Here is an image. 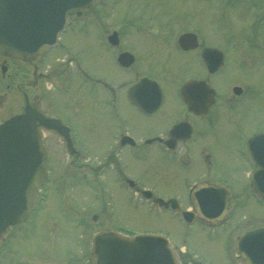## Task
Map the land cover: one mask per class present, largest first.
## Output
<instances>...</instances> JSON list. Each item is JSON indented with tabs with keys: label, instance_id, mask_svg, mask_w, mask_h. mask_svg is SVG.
I'll return each mask as SVG.
<instances>
[{
	"label": "flooded vegetation",
	"instance_id": "flooded-vegetation-1",
	"mask_svg": "<svg viewBox=\"0 0 264 264\" xmlns=\"http://www.w3.org/2000/svg\"><path fill=\"white\" fill-rule=\"evenodd\" d=\"M217 1L214 0L211 13L217 8ZM102 2L96 0L81 17H87L97 5V27L84 23L73 29L75 37L89 49L96 42L92 31L98 30L97 47L90 54L84 48L77 54L57 56L68 47L63 37L72 31L70 27L62 34V46L52 47L35 59L0 51V108L10 102L19 106V110L1 116L0 122L22 112L28 98L59 123L60 129H44L51 177L67 169L75 178V185L85 184L94 197L92 204L98 206L92 222L99 217L100 222L104 218L108 222L96 232L112 229L129 233L112 225L114 206L149 203L165 208L156 196L174 199L178 207L173 208L171 202L165 209L180 211L181 218L184 209H191L194 219H204L209 224L193 208L189 197L192 187L205 181L228 185L234 193L235 206L264 207V197L256 195L252 188L253 174L264 170V137L250 141L257 133H264V112H253L245 102L263 94L250 77L264 73V0H221L222 15L232 28H228L224 41L212 38L205 28L195 27L196 12L187 22H179L178 30L170 15L152 10L154 6L150 8L152 14L148 8L140 11L143 7H139L137 17L119 24L115 19L117 1ZM215 15L217 18L216 10ZM234 28L243 30L235 34ZM138 32L147 37L140 40L144 43L133 38ZM189 32L194 34L186 38L188 45H180L179 37ZM216 49L222 53L219 55ZM91 56L102 62L97 73L90 63ZM27 64L31 68L26 69ZM13 73L21 79L23 88L18 87V92L22 97L10 92ZM229 74V80L219 81L221 75ZM27 75L34 77V82ZM25 80L30 84L26 85ZM33 85L34 94L27 92L26 87ZM54 92L62 103L72 102L75 110L65 114L53 102L45 108L46 94ZM217 128L228 135L224 149ZM95 139L98 143L90 150L85 144ZM104 140L105 145H101ZM64 159H69L66 166ZM224 159L227 171L220 163ZM257 216L260 219L244 229L264 224V213ZM81 219L82 216L80 225ZM82 223L85 228L90 221ZM89 232H81L84 249L91 238ZM179 256L183 259L180 264H192L189 255Z\"/></svg>",
	"mask_w": 264,
	"mask_h": 264
},
{
	"label": "rangeland",
	"instance_id": "rangeland-1",
	"mask_svg": "<svg viewBox=\"0 0 264 264\" xmlns=\"http://www.w3.org/2000/svg\"><path fill=\"white\" fill-rule=\"evenodd\" d=\"M103 0H100L101 4ZM116 23H123L131 17L139 15V7H143L140 11L148 8L149 13H153L152 10H160L164 16L170 15V20L175 24V29L178 30L180 23H185L192 16L193 12H196L193 23L196 24V28L199 26L205 28L208 32H211L212 38L215 36L224 41L226 34L229 33V27L225 22L223 8L221 9L220 2L216 10L217 18L211 13V9L214 7V0H116ZM151 6H154L152 10ZM97 7V5H95ZM155 13V12H154ZM104 14V13H103ZM109 17V14H106ZM96 16V14H95ZM106 20H110V17ZM96 22V21H95ZM94 22V23H95ZM83 22L78 24L82 26ZM187 24V23H186ZM183 24H181L182 26ZM91 28V27H90ZM229 28V29H228ZM234 28L233 32H241ZM95 33L96 42L99 40L98 30L92 31ZM75 31L72 30L67 34H64V42L68 47L57 56L70 54H77V52H83L84 48L89 49L87 45L83 44L81 39L75 37ZM131 38V37H130ZM134 39L144 43L147 37L140 32L133 35ZM94 43L90 49L89 54L97 47V43ZM90 63L93 66V70L97 73L98 65L101 68L102 62L98 57L91 56ZM51 60L48 58L47 62ZM25 66V65H24ZM31 68L30 64L26 65V69ZM264 70V66L262 67ZM104 72V70H103ZM28 74H31L29 72ZM231 74L221 75L220 82L229 80L228 77ZM235 76L236 73L234 72ZM30 75H27L29 78ZM19 78H16L15 73L11 75V89L10 92L16 93L19 88H23L20 85ZM34 82V77L32 79ZM251 80L257 82L261 87L263 94L259 99H251L245 101L248 108H251L253 112H264V73L261 75L251 76ZM26 81V80H25ZM30 84V81H26V85ZM222 90L225 89V84H222ZM19 87V88H18ZM35 85L26 87L27 92L32 94ZM11 94V95H12ZM18 94L21 93L18 92ZM17 94V95H18ZM36 95L32 96V98ZM16 98V97H15ZM18 98V97H17ZM14 99V98H13ZM22 102V99H19ZM37 101V100H36ZM35 101V102H36ZM52 102L57 110L65 114L72 112V108L75 110V106L72 102L62 103L59 100L57 94L48 93L46 99L43 102L45 108L52 106ZM18 104V102H16ZM245 105V103H244ZM54 108V107H53ZM19 110V106H13V102L3 105L0 108V121L2 117L6 116L12 111ZM14 111V112H15ZM223 112V110H222ZM2 116V117H1ZM224 119V118H223ZM78 129L83 132L81 127ZM218 137L223 140V149L227 145L228 135L226 131L220 133L217 128ZM98 143V139L90 140L85 145L90 150ZM106 140L101 145H105ZM97 149H100L98 146ZM69 159H64L63 164L66 166ZM223 164V169L227 171V161L224 159L220 161ZM66 168V167H65ZM57 173V172H55ZM75 178L71 177L69 171L64 169L59 175L54 174V178L48 182L47 189L49 191L48 198L45 202L37 205V208L30 215L29 220L25 224H19L12 226L5 233L0 235V264H85L89 257L94 258L92 249L90 250L91 238L97 229L104 223L108 224L104 218L103 223L100 222L101 218L97 222H92V214H98V206L92 204V193L83 183L75 185ZM166 191V190H164ZM161 194L165 193L160 191ZM94 194V193H93ZM90 200V201H89ZM113 207V206H112ZM112 211V225H118L123 229L132 230L137 233H157L167 235V237L177 246H185L188 252L195 254L198 260H201L203 264H243L242 260L238 258L235 248L236 238L242 228L252 225L260 218L257 216L260 213H264V207L258 204L240 205L236 212L233 214L225 224L215 226H205L198 220L192 223H186L182 220L180 211L174 209H165L153 206L152 204L145 203L140 206H126L121 205L114 206ZM111 208V207H109ZM82 215V218L86 221L85 216H89L90 224L85 226L81 219V224L74 220V216ZM90 230L89 243L87 248L84 249V238L81 236L83 229ZM5 236V238H4ZM3 238V239H2ZM83 239V240H82ZM178 254L177 250L175 252ZM69 256V258H67ZM179 256V261H182Z\"/></svg>",
	"mask_w": 264,
	"mask_h": 264
},
{
	"label": "water",
	"instance_id": "water-1",
	"mask_svg": "<svg viewBox=\"0 0 264 264\" xmlns=\"http://www.w3.org/2000/svg\"><path fill=\"white\" fill-rule=\"evenodd\" d=\"M92 2L0 0V50L15 57L33 58L56 42L73 14H80ZM188 35L180 37L182 45H188ZM201 84L205 86L203 81ZM41 125L60 129L52 119L29 106L25 112L0 125V233L7 226L26 219L46 177L47 153ZM263 135L258 134L255 140ZM258 173L254 177L255 191L261 192L264 186L258 184L264 181V170ZM210 186L204 188L210 189ZM215 188L216 191L205 198L204 193L201 194L202 201H207L196 205L206 215H221L231 208L228 192L221 185ZM156 199L169 205L170 200ZM211 199L214 200L211 202ZM185 217L192 220L193 215L186 211ZM93 249L96 264H178L168 240L157 235L129 237L115 231H102L94 236ZM238 249L248 264H264V228L256 227L243 233Z\"/></svg>",
	"mask_w": 264,
	"mask_h": 264
}]
</instances>
